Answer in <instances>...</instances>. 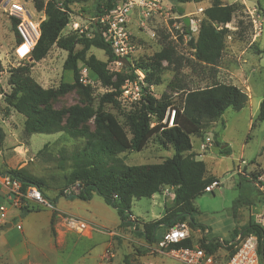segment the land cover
I'll return each mask as SVG.
<instances>
[{
	"label": "rangeland",
	"instance_id": "374dc122",
	"mask_svg": "<svg viewBox=\"0 0 264 264\" xmlns=\"http://www.w3.org/2000/svg\"><path fill=\"white\" fill-rule=\"evenodd\" d=\"M6 1L0 0V127L4 132V140L0 145V225L11 220L22 227L20 219L30 212L26 213L20 206H15L9 201L7 190L2 183V173L14 169H25L43 181L42 191L46 199L57 197L61 191L68 195L77 190L78 186H65V176L71 172L72 168L70 160L62 166L61 157L63 155L70 158L79 152L85 140L70 137L65 133L29 135L24 130L25 118L5 103L6 95L11 92L9 85L11 73L20 66L32 65L30 75L43 89L54 91L61 83L73 82L71 72L63 69L67 52L55 45L38 62H33L31 58L25 60L17 58L14 54L17 42ZM13 1L23 3L37 18L40 16L38 14L40 11L35 7L33 0ZM55 1L62 7L63 0ZM163 2L165 9H170L169 18L164 15H146L142 12L143 15L136 11L130 16L127 25L129 44L132 46L128 66L142 67L141 69L147 70V74L151 75L152 81L155 78L160 80L159 85L152 86L145 82L143 98L147 95L157 100L165 97L175 107H181L185 92L205 88L213 83L242 85L244 86L242 89H245L248 96L247 105L243 109L226 110L215 126L216 136L220 140L228 141L231 155L230 157L219 155L220 163L212 166L209 164L221 184L212 193H204L194 200V205L198 208V212L193 215L194 222L199 215H205L211 219L220 218L224 225L233 226L229 229L228 238L224 239L228 241L234 238L235 230L239 231L246 220L254 217L264 207V192L258 190L264 186V125L256 119L259 104L264 100V0H220L222 5H232L234 13L231 22L225 25L227 36L223 55L217 65L213 66L197 62L194 51L189 46L191 39L197 36L200 22L204 17L203 11L211 5V1L192 0L180 3L174 0H163ZM94 6L93 1L69 6L67 12L69 23L63 30L62 36L70 34L74 31V27L79 28L76 32L78 35L91 36L93 20L96 18ZM75 49L79 51L81 47L76 45ZM20 52H23V48ZM90 55L107 62V56L100 49L91 47L86 52V57ZM123 65L116 62L107 63L109 70L114 74L112 82L117 81V74L127 73L128 69ZM236 65L243 68V74L240 77H246L244 85L237 78L225 77L223 74L226 68L235 69ZM85 69L84 64L78 62L80 77ZM136 71L144 75L142 71ZM137 72L134 71L135 76ZM84 79L85 81L80 83L88 89L58 93L50 101L51 107L55 110L73 106L96 108L100 97L111 89L104 87L93 75L88 76V73ZM123 84L120 86L117 98L118 105H105L104 110L117 117L130 137V118L140 108L142 101L135 103L124 101L120 93ZM149 117L150 127L157 125H160L161 129L166 127L167 124L164 121L158 123L154 116L149 115ZM81 129L93 133L95 131L93 118L86 121ZM191 138L195 141L194 136ZM242 149L244 154L241 156ZM172 154L171 147L162 145L158 136H154L144 150L125 151L116 155L115 158L125 165L135 166L160 164ZM242 160L244 164H241ZM103 163L109 165L111 161L103 158ZM238 170L244 175L242 176L241 172L238 174ZM252 175L258 176L254 179ZM250 179L254 182L249 183ZM251 184L258 192L249 191ZM244 186H246L245 190ZM240 195L243 199L246 197L250 204L242 205L234 211V201ZM93 196L98 197L100 215L105 218L103 228L117 235L111 238L112 246L106 248V251H104V244L108 239L106 236H99L93 241L97 244L93 250L91 241V243L79 242L72 249L75 252L67 256L65 264H78V261L82 262L79 264H176L159 246L164 230L159 232L155 243L148 244L142 237L137 236L131 227H122L117 212L110 206H105L100 196L97 194ZM164 203L165 197L158 193L152 198L133 200L130 211L139 223L150 222L164 215ZM167 205H171V202H167ZM27 208L36 210L38 207L29 205ZM191 230L193 233L191 241L193 245L199 246L200 234H197L193 228ZM119 234H121L120 237ZM71 245L73 246V243L68 245L66 251L72 248ZM89 248L91 251H87ZM110 249L112 251H108ZM217 254L223 256L226 253Z\"/></svg>",
	"mask_w": 264,
	"mask_h": 264
},
{
	"label": "trees",
	"instance_id": "16d2710c",
	"mask_svg": "<svg viewBox=\"0 0 264 264\" xmlns=\"http://www.w3.org/2000/svg\"><path fill=\"white\" fill-rule=\"evenodd\" d=\"M89 1L95 3L96 17L103 16L111 11L122 0H63L62 7L55 0H33L35 7L43 11L45 19L40 23V37L31 53V60L38 62L45 57L54 45L67 52L63 63V69L71 72L72 83H61L57 90L43 89L30 75L32 65L20 66L11 73L9 85L11 92L6 95L5 103L15 112L25 118L24 130L27 134H55L65 133L73 138L85 140L83 148L70 158L62 155V166L67 160L71 161V172L65 176V186H78L77 193L64 194L61 191L56 198H77L88 201L93 194L100 196L104 203L113 208L120 219V225L124 228L132 227L134 233L142 237L146 243L157 241L160 231L169 229L177 223L187 222L190 228L200 229L205 227L198 225L193 220L197 213L194 200L205 193L206 188L218 180L208 174L206 164L196 159L189 153L192 149L191 137L201 135L210 124L218 121L228 109L240 111L248 102L247 94L237 86L225 83H213L201 89L185 92L181 107H175L164 97L155 99L150 95L141 101L140 108L131 116L129 122L130 137L126 129L112 113L104 110L105 105H118L120 86L127 79H135L134 71L144 73L147 85H159L160 80H151L147 70L130 68L128 64L123 66L128 69L125 74H117V81L112 82L114 76L107 63L118 60L113 54L108 43L101 36L99 25H92V35H78L72 31L62 36L63 30L69 23V6L82 4ZM180 3L192 0H174ZM201 2L204 0H193ZM211 5L203 11V19L200 22L196 38H192L189 46L194 51L197 62L213 66L221 59L224 48L227 29L225 25L231 22L234 8L232 5H222L220 0H210ZM17 21L11 18V25L15 32ZM16 42L20 39L15 32ZM79 45L81 50L76 51ZM104 51L107 62L98 60L94 55L86 57V52L91 48ZM78 62H82L87 69L88 76L93 75L100 83L111 91L104 93L96 108L89 106H73L63 110H55L50 101L58 93H67L71 90L88 89L80 83ZM129 62V61H128ZM174 110L175 116L171 127L161 129L160 125L150 127V117L154 116L159 122L163 121L167 110ZM94 120L95 131L90 133L81 129V126L89 119ZM264 125V100L259 104L256 118ZM252 128V127H251ZM158 136L162 145H169L173 149V155L160 164L125 165L116 155L125 151L140 152L149 140ZM4 140V132L0 127V145ZM217 146L220 144L215 142ZM45 148V146H44ZM222 154H229L228 149L221 150ZM103 158L111 161L104 165ZM18 180L22 188L36 186L44 198L42 191L43 181L25 169L9 170L2 173ZM258 175H252L255 179ZM253 180H249L251 183ZM164 188H172L174 198L171 205L165 206L164 215L150 222H138L132 217L131 203L134 199L150 198L161 193ZM246 189V186L243 187ZM256 187L251 184L249 191ZM240 195L233 205V210L242 205L250 204L248 199ZM55 198V199H56ZM51 200L52 202L55 201ZM50 201V199H48ZM26 213L27 207L21 208ZM243 234H253L258 239V255L260 264H264V231L251 217L247 224L239 230ZM238 231L235 230L234 233ZM211 239L205 243L200 238L199 246L207 253L222 256L217 253L225 252V259L234 252L233 247L225 251L221 245ZM191 239L183 241L172 247H191Z\"/></svg>",
	"mask_w": 264,
	"mask_h": 264
},
{
	"label": "built area",
	"instance_id": "2783aa9c",
	"mask_svg": "<svg viewBox=\"0 0 264 264\" xmlns=\"http://www.w3.org/2000/svg\"><path fill=\"white\" fill-rule=\"evenodd\" d=\"M6 6L9 17L17 21L15 32L19 36L20 42L15 45L14 54L19 60L30 59L32 50L40 37V23L45 19V14L43 11H40V13H38L40 16L37 18L23 3L13 0H7ZM165 8L163 0H122L105 15L96 17L93 22L99 25L101 36L104 41L109 44L115 57L128 60V57L132 54V46L129 44V33L127 29L130 16L138 11L146 15H164L166 18H169L171 15V12H169L170 9ZM35 13L37 14L36 11ZM73 30L78 31L79 28L74 27ZM22 48L23 52H20ZM114 62L120 65L123 64L118 60ZM82 74L80 82L85 81L84 78L87 74V69H85ZM143 86H145V76L141 72H137L135 79L127 80L123 84L120 91L122 99L131 103L141 101L144 95ZM174 116L175 111H170L168 109L163 120L167 124L166 127H171L173 125ZM206 146H210V143H206ZM1 177L3 186L7 190L8 199L13 205L20 206L21 208L34 205L49 210L54 209L53 203L44 198L41 191L36 186H27L23 189L18 180L8 175ZM215 185L216 183H213L206 188L205 191L210 190ZM254 221L264 231V207L254 215ZM66 224L70 229L79 234L89 233L95 229L94 226L73 217H68L66 219ZM16 227L17 229H21L20 225ZM104 232L110 237L117 235V233L108 230ZM206 235L207 231L204 230L200 234V238H204L205 243H209L211 239ZM192 236V230L187 222L177 223L162 233L159 246L166 251V254L175 261L176 264H260L258 239L253 234H243L238 231L234 233V238L228 241L214 238V242L220 244L225 251L233 247L234 252L227 259L223 256L207 254L198 245H192L191 247H172L173 245L191 239ZM108 251H112V249Z\"/></svg>",
	"mask_w": 264,
	"mask_h": 264
},
{
	"label": "crops",
	"instance_id": "0c3cea01",
	"mask_svg": "<svg viewBox=\"0 0 264 264\" xmlns=\"http://www.w3.org/2000/svg\"><path fill=\"white\" fill-rule=\"evenodd\" d=\"M244 69L246 70V68ZM242 70V67L236 65L235 69L232 67L226 68L225 73L223 74L225 77L237 78L238 81L240 80L239 82L244 85V83L246 84V77H240L243 74ZM232 85L237 86L240 89L244 87L236 83H233ZM242 90L246 93L245 89ZM218 121L210 124L201 135L194 136L195 141H192L191 138L192 149L189 152L194 154L196 159L203 161L206 164L208 174L214 176L217 180L218 178L214 174L213 168L211 170L209 167V164L212 166L213 164L220 163L221 159H218V156L224 155L220 153V151L224 149L229 150L228 141L226 139L220 140L218 136H216L215 126H217ZM215 142H218L220 145L217 146ZM206 143H210V146L207 147ZM243 154L242 149L240 155L242 156ZM225 155L230 157V151L229 154ZM241 164H244L243 160L241 161ZM240 172L241 171L238 170L237 173L240 174ZM241 175L243 176L244 174L241 172ZM253 182L254 181H252V183ZM220 184L221 183L218 180L216 185L210 190L205 191V193H212ZM255 186H257V184H255ZM258 190L264 192V186H261ZM78 191L79 188L74 190L73 193H77ZM168 191H170V193ZM160 194L165 197L164 206H168L167 202L172 203L174 198L172 188H164ZM55 198L50 200H54ZM97 198V196H93L88 201H82L66 200L59 197L53 201V210L48 209L47 211H44L46 208L42 209L43 207H38L24 218H19L20 223H22L21 229H17L16 226L18 223L15 224L11 220L0 225V264H65L67 262V256H70L75 252L72 251V249H74L76 244L81 241H86L88 243L92 242L93 245L91 247L93 250L97 245L96 243H93V241L99 238V236L108 237L104 244V251H106V248L109 246L111 248L112 237L104 232L106 230L103 228L105 218L100 215V207H98L99 199ZM105 206L107 205L105 204ZM194 207L198 212V208L195 205ZM68 217L82 220L94 226L95 229L89 233L79 234L67 226L66 219ZM132 217L136 219L133 215ZM196 219V224L205 227L207 231L206 236L209 239H227L230 234L229 229L233 228V226L224 225V222H222L220 218L211 219L205 215H199ZM248 220H246L245 224H247ZM9 224L10 227H7ZM195 231L197 234H199V232L200 234L202 233L200 229H195ZM118 236L120 237L121 234ZM71 243H73V246L71 245L72 248L69 251H66L68 245ZM87 251H91V249L89 248ZM84 255L85 252L83 253V257ZM79 263L82 262L78 261V264Z\"/></svg>",
	"mask_w": 264,
	"mask_h": 264
},
{
	"label": "water",
	"instance_id": "95a60500",
	"mask_svg": "<svg viewBox=\"0 0 264 264\" xmlns=\"http://www.w3.org/2000/svg\"><path fill=\"white\" fill-rule=\"evenodd\" d=\"M118 61H120L121 63L126 64V65L129 63L128 60L125 58L118 59ZM7 227H10V224Z\"/></svg>",
	"mask_w": 264,
	"mask_h": 264
}]
</instances>
